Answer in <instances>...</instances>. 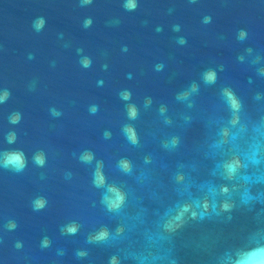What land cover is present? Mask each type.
<instances>
[{"label": "water", "instance_id": "95a60500", "mask_svg": "<svg viewBox=\"0 0 264 264\" xmlns=\"http://www.w3.org/2000/svg\"><path fill=\"white\" fill-rule=\"evenodd\" d=\"M256 250L264 0H0V264H242Z\"/></svg>", "mask_w": 264, "mask_h": 264}, {"label": "clouds", "instance_id": "9594fccd", "mask_svg": "<svg viewBox=\"0 0 264 264\" xmlns=\"http://www.w3.org/2000/svg\"><path fill=\"white\" fill-rule=\"evenodd\" d=\"M90 2V0H89ZM126 7L132 9L135 8L136 5L135 3H130L128 5H126ZM43 21H40V25L42 26ZM206 79L208 81H212L214 82L215 80V75L213 73H210L207 75ZM8 93H5V98H7ZM226 96L228 97V100L230 102V107L234 110V111H238L241 107V104L239 102V100L234 96L233 93L226 92ZM132 115H135V111H133ZM19 117L17 116L16 120H14L13 122H18ZM12 139H15V137L13 136ZM133 141L135 142V136H132ZM176 143H178V141H176ZM91 157H89L90 159ZM36 163L43 165L44 164V157L43 155H39L37 157H35ZM4 166L5 167H13L15 168L17 171L21 170L24 166H25V158H24V154L22 152H11V153H6L5 154V160H4ZM122 166L126 171H130L131 170V165L129 162L124 161L122 162ZM241 162L238 159H234L231 161H228L225 163L224 165V169L225 171L228 173L229 177H231V175L235 174L238 170L239 167H241ZM111 192H113V197H109L108 199V206L111 209H116L119 208L123 203H124V196L123 194H121L119 192V190L117 189H110ZM223 191H227V188H224ZM46 204V201L43 199H39L35 202V208L37 210L42 209ZM205 208L208 207L207 203H205L204 205ZM224 209L228 210L229 209V205L228 204H224ZM184 212L188 211V208L185 207L183 209ZM183 215V212H181L177 217L176 220H180L181 216ZM197 214L195 212H192V216L195 217ZM179 226V225H177ZM76 227H71L69 228V231L72 233L76 232ZM108 237V231L105 229L103 231H101L100 233H98V235L96 236L97 240H103L106 239ZM242 264H264V250H256L252 253H249L247 255V257L242 261Z\"/></svg>", "mask_w": 264, "mask_h": 264}]
</instances>
